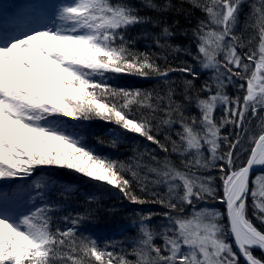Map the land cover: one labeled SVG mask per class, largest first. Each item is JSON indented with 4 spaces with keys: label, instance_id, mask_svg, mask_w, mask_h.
Wrapping results in <instances>:
<instances>
[{
    "label": "snow or ice",
    "instance_id": "snow-or-ice-1",
    "mask_svg": "<svg viewBox=\"0 0 264 264\" xmlns=\"http://www.w3.org/2000/svg\"><path fill=\"white\" fill-rule=\"evenodd\" d=\"M189 2L204 13L191 30L195 53L170 44L172 29L128 0L0 4V264H264V0ZM147 24L160 27L156 48L190 56L199 71L135 50L129 32ZM201 73L209 75L197 89ZM120 75L167 87L108 83ZM93 119L163 155L145 147L123 162L98 153L77 131ZM122 140L113 134L110 146ZM53 169L162 211L141 207L120 231L134 235L102 242L81 228L90 214L61 215L69 190Z\"/></svg>",
    "mask_w": 264,
    "mask_h": 264
},
{
    "label": "trees",
    "instance_id": "trees-1",
    "mask_svg": "<svg viewBox=\"0 0 264 264\" xmlns=\"http://www.w3.org/2000/svg\"><path fill=\"white\" fill-rule=\"evenodd\" d=\"M128 2L139 9L140 15L151 17L153 21H158L161 26L167 24L174 32V35L170 38V44L179 45L182 48L190 47L191 51L195 53L196 48L191 40V30L197 25L199 20L204 18V13L198 8H194L189 0H154L157 4L168 2L172 5L167 12L163 13L143 7V0H128ZM249 2H252V0H249ZM248 11L249 9L246 4L243 12L247 13ZM241 19L243 20V13ZM144 32L150 35L143 37L142 33ZM159 32L160 27H153L152 24H147L132 29L129 32V36L135 41L133 46L135 50L158 54L161 58L157 60V63L161 66L165 64L163 57L167 56V63L169 64L179 65L182 61H186L194 66L195 71H199L190 56L156 48L152 36ZM247 35L248 33L246 32L245 36ZM244 51H247V49H244ZM208 75V73H201L200 79L194 81L197 89ZM170 79L177 81V96L175 98L179 101L181 99L179 93L182 89V85L179 83L181 77L178 73H173ZM108 83L119 84L122 87L130 89L139 88L155 92H162L167 87L156 78L141 79L129 75L113 77ZM227 91L229 94H232L235 89L230 87ZM71 123V121H68L69 125ZM77 131L83 137L85 143L93 147L98 153L109 156L114 160L128 162L130 158L136 155L134 149H138L139 152L143 153L145 147L150 151L154 150L159 156L163 155V153L159 152V149H156L155 145L148 144L142 139L134 137L132 134H122L121 130L115 125L99 119L86 121L84 126ZM223 131L227 133L229 129L225 128ZM113 134L123 135L129 142L122 140L116 147H111L109 142ZM98 136L103 138V144L97 142ZM53 172L58 174L55 177L57 184L67 187L69 190V194L63 198L62 203L59 205L61 215L90 214V219L85 221L81 228L85 230V234L94 236L102 242L127 241L129 237L134 235L135 228H132L131 231H125L123 235L120 234V231L121 228L131 227L130 221L134 217V213L141 210V207H143L145 212L162 211L157 205L146 204L139 206L132 204L116 189L107 185L100 186L98 182L91 181L74 171L53 169ZM56 199H61L59 194L56 195ZM152 223L158 224L159 217L154 219Z\"/></svg>",
    "mask_w": 264,
    "mask_h": 264
},
{
    "label": "rangeland",
    "instance_id": "rangeland-1",
    "mask_svg": "<svg viewBox=\"0 0 264 264\" xmlns=\"http://www.w3.org/2000/svg\"><path fill=\"white\" fill-rule=\"evenodd\" d=\"M26 2V0H0V4H7L10 6V10H11V5L13 4H20V3H24Z\"/></svg>",
    "mask_w": 264,
    "mask_h": 264
}]
</instances>
